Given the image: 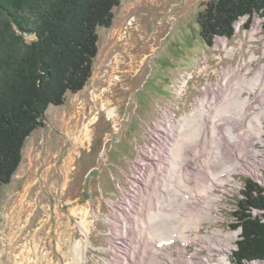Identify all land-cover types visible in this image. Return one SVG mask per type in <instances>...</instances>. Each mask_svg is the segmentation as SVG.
<instances>
[{
	"label": "rangeland",
	"instance_id": "rangeland-1",
	"mask_svg": "<svg viewBox=\"0 0 264 264\" xmlns=\"http://www.w3.org/2000/svg\"><path fill=\"white\" fill-rule=\"evenodd\" d=\"M211 1L120 0L111 26L98 29L91 79L48 108L11 183L0 187V264H264L236 260L242 228L234 217L247 183L264 196V97L237 77L226 81L234 94L217 91L225 72L248 79L264 66V19L257 13L246 27L250 17H242L233 38L208 46L199 17ZM236 97L251 105L239 111ZM215 118L222 124L205 135L203 120ZM138 202L153 212L138 225L153 241L132 260L137 234H123L122 215L127 206L137 213ZM250 214L264 223V209ZM171 240L169 254L155 249Z\"/></svg>",
	"mask_w": 264,
	"mask_h": 264
},
{
	"label": "trees",
	"instance_id": "trees-1",
	"mask_svg": "<svg viewBox=\"0 0 264 264\" xmlns=\"http://www.w3.org/2000/svg\"><path fill=\"white\" fill-rule=\"evenodd\" d=\"M120 0H0V187L11 183L28 138L44 127L50 106L85 88L98 54V29L110 27ZM264 19V0H212L200 14L208 46L233 38L242 17ZM250 21V22H249ZM264 23V20H263ZM26 35L36 39L28 42ZM247 183L234 217L242 228L235 258L264 259V223L251 209H264V196Z\"/></svg>",
	"mask_w": 264,
	"mask_h": 264
},
{
	"label": "bare ground",
	"instance_id": "bare-ground-1",
	"mask_svg": "<svg viewBox=\"0 0 264 264\" xmlns=\"http://www.w3.org/2000/svg\"><path fill=\"white\" fill-rule=\"evenodd\" d=\"M250 22V21H249ZM236 69H238L239 70V68H236ZM250 70H248V72H249ZM246 75L244 74L242 77L239 75V73L235 70V69H231V70H229L227 73L225 72V80H224V83L222 82L219 86H218V90L217 91H221V93H223L224 92V95H231L233 92H234V90H228V82H226L227 81V78L228 77H237V78H239V79H241L242 78V82H245V83H254L255 82V84H256V88H258V90H259V93H261V96L262 97H264V66L262 67V68H260V70L258 71V72H256L255 73V75L252 77V78H248L247 79V77H245ZM238 80V79H237ZM226 83V84H225ZM225 85V87H223ZM231 88V87H230ZM229 88V89H230ZM208 89V88H207ZM209 89H210V87H209ZM226 90H228V91H226ZM211 91V90H210ZM242 91H244V90H242ZM251 91H253L254 92V90H251ZM235 92H236V94H237V89L235 90ZM212 93L214 94V95H216L217 94V92H215V90H212ZM234 94V93H233ZM218 95V94H217ZM237 99H239V100H242V103L241 104H239V105H241L240 106V109H239V111H241V112H243L244 110H245V108L247 107V106H249V105H251V101H250V99L249 98H243V97H236ZM212 105V104H211ZM205 106H206V104L205 103H203L202 104V107H204L205 108ZM207 107V106H206ZM235 107V106H234ZM206 113L208 112L206 109L204 110ZM238 111V112H239ZM210 112V111H209ZM232 112V111H231ZM109 114L110 115H113L114 114V111H112V110H110L109 111ZM204 114L205 113H203V115L202 116H204ZM207 115H208V113H207ZM238 115L239 114H230L229 115V117L231 118V120H233V122L234 123H237L238 121H239V118H238ZM167 121V118H165L164 119V121H163V123H165ZM166 124V123H165ZM222 124V121H220V120H216V118L214 119V120H208L207 121V119H205V120H203V122H202V125H203V129H204V134L205 135H208L209 134V132L211 133H213L214 132V129L215 128H217V127H219L220 125ZM164 126H167V125H164ZM169 127H170V130H171V133H173L172 132V130H174V126H172V125H169ZM176 129V128H175ZM174 136V135H173ZM168 149V148H167ZM200 150V149H199ZM199 150H196V151H199ZM259 151V150H258ZM169 152H170V150H169ZM170 154V153H169ZM199 154V153H198ZM195 155H196V153H195V150H189L188 152H187V159H188V162H189V164H191L192 166L193 165H195L196 163H195V161H196V159H197V157H195ZM243 157H245V156H243ZM240 158H242V155H238V159H240ZM165 159V158H164ZM255 159H259L258 157H255ZM146 160H148V159H146ZM165 160H167V158L165 159ZM152 162V161H151ZM150 165V164H149ZM156 166V168L159 170L161 167L159 166V165H155ZM152 167V166H151ZM153 168V167H152ZM156 169V170H157ZM149 170H151L150 168H149ZM167 172H168V170H167ZM147 174V173H146ZM148 184H151V182H152V178H153V176H154V174H152V173H148ZM196 178H197V180L196 181H198V183H199V181H201L200 183H202L203 182V184H204V186H208V187H210L209 189H211V187H212V184H213V182L212 181H210L211 183L209 184V185H206L207 183L206 182H204L205 180H203L202 178H200V177H198V176H195ZM142 179V178H141ZM208 181V180H207ZM154 184H158L159 186H162V188L163 189H167L166 187H165V185L163 184V181H156V180H154ZM208 189V188H207ZM148 190V189H147ZM146 193H147V191H146ZM135 202V201H134ZM138 204V207H137V209H138V212L137 213H134V214H130V212H132L131 211V208L132 207H130V206H127V212H128V214H129V216H126V215H122L123 216V218L125 217V221H126V223L124 222V227H123V225H122V227L121 228H123V230H124V232H123V234L126 236L128 233H130V232H132V233H136L137 235L136 236H134V240H136V243L138 244V246H134V247H132L133 249L132 250H130V254H128L129 256H130V258L133 260V258L136 260V258H139V256H141V250L142 249H147V247L146 248H143V245H142V243L143 242H145V244H148L149 242H151V241H153V237H151V236H149V235H144L140 230H139V228H138V225L139 224H142L143 226H147L148 225V223L146 224V222H147V219H149L150 220V217L153 215V212H150L148 209H146V207L143 205V203L142 202H138L137 203ZM129 210V211H128ZM125 211V210H124ZM126 213V212H125ZM158 214L159 215H161V213L160 212H158ZM140 216H142L143 217V220H141L140 219ZM121 217H119V219H120ZM134 222H133V221ZM122 221V220H121ZM141 236H144V237H146V239H142V237ZM212 236H219L220 237V235L218 234V232H213L212 234H211V236L210 237H212ZM137 238H139V240L137 239ZM221 238V237H220ZM142 239V240H141ZM222 240H224V241H228L230 244H231V242H230V240H234V235L233 236H231L230 235V238H228L227 236H225V238H221ZM162 242H165V241H161V242H157L155 245H156V250L158 251L159 249H161V250H163L164 252H165V255L166 254H169L170 253V250L172 251L173 249H171V246H173V244L175 243V242H177V241H175L173 244H171V245H168V246H170V248H168V246H163L162 248H158V245L160 244V243H162ZM189 242V241H188ZM77 243V242H76ZM75 243V244H76ZM80 245L82 244V243H79ZM182 244V243H181ZM188 244V243H187ZM154 245V244H153ZM152 245V246H153ZM212 247V246H211ZM173 248V247H172ZM214 248V247H213ZM138 249H139V252H138ZM182 249V248H181ZM230 245L228 246H226L224 249H221V250H227V251H230ZM163 251H161V252H159L158 253V256H157V258L158 257H161V255H163ZM159 254H161V255H159ZM128 257V256H127ZM148 257H146L145 258V260L147 259ZM140 259V258H139ZM127 262L126 263H124V264H127L128 263V259H125ZM131 261V260H130ZM141 262H143L144 260L143 259H141L140 260ZM140 262V263H141ZM148 262V261H147ZM141 264H143V263H141ZM207 264H213V262H212V260L210 259V258H208L207 259ZM217 264H227L224 260H221V261H219Z\"/></svg>",
	"mask_w": 264,
	"mask_h": 264
}]
</instances>
